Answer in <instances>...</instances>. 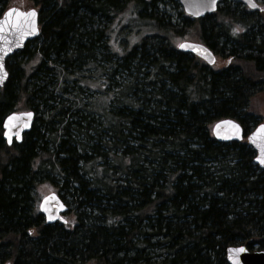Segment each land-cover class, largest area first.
Segmentation results:
<instances>
[{
  "label": "trees",
  "instance_id": "1",
  "mask_svg": "<svg viewBox=\"0 0 264 264\" xmlns=\"http://www.w3.org/2000/svg\"><path fill=\"white\" fill-rule=\"evenodd\" d=\"M26 2L40 35L7 60L0 89V264H228L230 247L263 251L264 171L246 140L220 143L212 127L233 119L247 136L261 122L250 107L264 95V11L223 0L191 19L176 0ZM10 8L0 0V18ZM193 36L226 66L177 50ZM89 67L103 87L87 111L62 96L95 91L79 80ZM24 111L34 125L8 146L3 119ZM57 179L68 218L48 225L35 195Z\"/></svg>",
  "mask_w": 264,
  "mask_h": 264
},
{
  "label": "water",
  "instance_id": "2",
  "mask_svg": "<svg viewBox=\"0 0 264 264\" xmlns=\"http://www.w3.org/2000/svg\"><path fill=\"white\" fill-rule=\"evenodd\" d=\"M182 7L183 12L193 18V19H203L208 15L215 13L218 10L221 2L223 0H216L215 8L209 7L210 0H176ZM240 3L253 11L261 12L262 7L255 0L258 5L256 9H252L248 6L246 0H231ZM15 10V11H13ZM35 10L37 16L35 17V27L38 29L36 32H30L27 16H17V13H29ZM12 12L9 17L8 13ZM39 13L36 9L22 10L20 8L12 7L8 9L3 16L0 18V26H2V31H0V57H2L3 70L0 71V75L7 73L3 82L0 83V89L4 88L8 81L9 73L7 71L6 63L7 60L18 52L24 50L26 45L36 40L40 35V25H39ZM183 45V47H181ZM177 50L198 57L204 61L209 67H213L217 62V57L214 52L202 43H195L190 41H183L177 45ZM32 113L31 117L23 115L24 113ZM16 115L17 119L14 121L15 126L11 129L5 128V124L8 123V118L10 116ZM36 114L33 111L15 112L7 115L2 122L3 129V139L7 142L8 146H11L13 142L21 143L23 137L29 133L34 125ZM232 123H227V122ZM233 124L240 126V132L237 133L233 128ZM219 125V128H217ZM264 124H259L256 126L251 133L246 136L244 134L243 127L241 123L233 119H224L215 123L212 127V134L214 138L220 143H231V142H242L246 139L248 145L256 152L257 157L264 156L261 152V147H264V132H261V126ZM5 132H9L12 136V141L9 143L8 138L5 136ZM17 133L19 134V139H17ZM255 141V142H253ZM257 157L255 163L259 166L261 170L264 171V165H261ZM44 209H47L45 211ZM39 211L45 218L46 224L53 225L56 223L66 224L67 220L65 215L69 212V206L60 197L58 193H50L44 196L39 203ZM49 216L53 217L51 220ZM1 242V241H0ZM243 247L245 249L244 253L236 256L234 253L230 252V249ZM226 259L228 264H235V260L238 259L239 264H264V250L263 251H249L245 246L230 247L226 251ZM11 264V263H5Z\"/></svg>",
  "mask_w": 264,
  "mask_h": 264
},
{
  "label": "rangeland",
  "instance_id": "3",
  "mask_svg": "<svg viewBox=\"0 0 264 264\" xmlns=\"http://www.w3.org/2000/svg\"><path fill=\"white\" fill-rule=\"evenodd\" d=\"M257 2L259 3L260 6H262L264 4V0H257ZM12 7H16V8H20V9L22 8V10H30V8H31L30 4L27 3L26 0H11V8ZM179 12H180V10H174L173 7H169V10H167V14L170 16H173L174 19L176 18L177 13H179ZM145 32L146 31H143V32H141V34H144ZM125 33H127L125 39H127L128 36L131 37L130 33L127 30L125 31ZM125 39L121 42L122 44H124ZM183 41L201 43L195 36H193L190 38H188V37L187 38L186 37L178 38L176 44L182 43ZM128 45L129 44H126V46H128ZM96 58L98 60H101L99 58V56ZM97 65L107 67L108 64L103 63V62L101 63L100 61H98ZM225 66H226L225 62L223 60L217 58V62L215 64L214 68L218 70V69H221ZM81 75H82V77L79 78L81 84L92 83V85H93L94 83L95 84L97 83L98 72L94 68L89 67V69L81 71ZM102 79H104V78H102ZM96 87L97 88H95V91H92V90H89L85 87L81 89V88H79V86H74V89L72 90V88H71V90L69 91V94L63 95L62 98L68 99L71 103V101L75 100V97H78L77 99L80 100V102H82L83 104H85L86 110L88 109L87 111H89V108L91 107V105L93 103L94 104L98 103L99 97H101L100 90H102L101 87H103V86H101V84L97 83ZM108 89H109L108 91L110 92V94H114L115 91L113 90V87L109 86ZM70 103L67 104V107H69ZM70 105L72 106V108L74 107L73 104H70ZM250 111L256 112L257 116L260 117L261 122L259 124H264V95L263 94L258 95L253 99L251 107H250ZM258 125H256V126H258ZM61 186H62V181H59L58 179L55 180L54 183H46V184L41 185L38 189V194L36 192V195H35L36 199L38 200V207H39V203H40L41 199L44 196H46L50 193H53V192L58 193ZM66 218H68V217L66 216Z\"/></svg>",
  "mask_w": 264,
  "mask_h": 264
},
{
  "label": "snow or ice",
  "instance_id": "4",
  "mask_svg": "<svg viewBox=\"0 0 264 264\" xmlns=\"http://www.w3.org/2000/svg\"><path fill=\"white\" fill-rule=\"evenodd\" d=\"M248 6L252 9H256L258 7V5L255 3V0H246ZM216 6V0H210V3H209V7H212V8H215ZM261 11H264V8L260 9ZM15 11V10H13ZM12 15V12H9L8 13V16L10 17ZM17 16L20 17V16H27L29 17L30 19L28 20V24H29V29L28 31L30 32H36L38 31V29L35 27V17L37 16V13L35 12V10H32L31 12L29 13H17ZM2 26H0V31H2ZM181 47H183V45H181ZM3 70V63H2V57H0V71ZM7 73L5 72L3 75H0V83L3 82V79L6 77ZM23 115L25 116H28V117H31L32 116V113H24ZM17 119L16 115L14 114L13 116H10L8 118V123L5 124V128L7 129H11V127H14L15 124H14V121ZM227 123H232V122H227ZM217 128H219V125H217ZM233 128L235 129V131L237 133L240 132V126L239 125H236V124H233ZM261 132H264V125L261 126V129H260ZM5 136L8 138V141L9 143H11L12 141V136L9 134V132H5ZM17 139H19V134L17 133ZM255 142V141H253ZM261 152L264 153V147H261ZM257 160L258 162L261 164V165H264V156H261V157H257ZM45 211H47V209H44ZM53 217L49 216V219L51 220ZM230 252L234 253L236 256H238L239 254L241 253H244L245 252V249L243 247H240V248H234V249H230ZM235 264H239V261L238 259L235 260Z\"/></svg>",
  "mask_w": 264,
  "mask_h": 264
}]
</instances>
